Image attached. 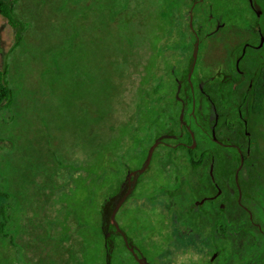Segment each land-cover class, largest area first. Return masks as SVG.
<instances>
[{
	"label": "rangeland",
	"instance_id": "1",
	"mask_svg": "<svg viewBox=\"0 0 264 264\" xmlns=\"http://www.w3.org/2000/svg\"><path fill=\"white\" fill-rule=\"evenodd\" d=\"M169 1L15 0L16 25L0 14V72L6 71L12 93L11 105L0 110V222L2 208L9 217L6 232L0 230V264H104V235L96 230L103 223L102 203L125 176L124 163L130 170L142 164L164 130L152 118L166 99L155 93L149 105L146 91L152 69L160 61L165 73L168 54L190 59L195 49L187 38L184 46L157 53L172 21L177 35L202 26L193 79L207 99L201 106L207 135L201 130L195 139L209 155L192 168L182 151L158 144L138 175L135 195L117 209L116 222L150 256L149 264H187L183 258L192 252L195 259L207 254L212 239L197 228L199 223L181 230L183 213L189 204L218 194L235 199L238 181L239 199L264 227V101L259 115L242 116L249 145L244 143L241 150L237 180L240 157L210 139L212 128L223 143L242 142V123L234 113L221 114L222 102L229 96L243 102L245 86L229 77L236 72L235 57L244 49L250 27L257 23L264 35V0H259L263 8L258 22L254 10L222 7L224 0H205L218 8L193 6L188 21V5L161 9ZM243 17L249 23L231 26ZM259 60L264 62V53ZM177 89L166 80L159 91L169 97L165 123L178 113L180 119L182 109L190 123V102L176 101L190 92L185 85ZM113 208L114 203L104 214ZM162 215L171 220L164 250L156 226ZM105 226L110 229V222ZM241 242L240 259L246 250ZM111 264L136 263L119 245Z\"/></svg>",
	"mask_w": 264,
	"mask_h": 264
},
{
	"label": "flooded vegetation",
	"instance_id": "2",
	"mask_svg": "<svg viewBox=\"0 0 264 264\" xmlns=\"http://www.w3.org/2000/svg\"><path fill=\"white\" fill-rule=\"evenodd\" d=\"M261 1V0H260ZM262 4L264 3L261 1ZM187 6L188 9V21L192 18L190 9L193 6H198V8L203 9H211V8H218L220 6H216L214 1H205V0H172L168 3L164 2L162 3L161 9L170 10L176 9L179 10L181 8H185ZM220 5L222 7H228L229 9H245L248 11L254 10L256 13V21L258 22V19L260 18L259 10L261 7V3L259 0H224L221 1ZM248 13V12H247ZM166 11L162 12V16H166ZM220 17H211L210 19L216 21L217 23L220 21ZM208 19V18H207ZM206 19V20H207ZM250 18L243 17L241 20V23L238 25H235L232 23V27L234 26H241L245 23H249ZM169 28H167V32L162 34V40L160 44L157 46L156 51L157 53L161 50L169 49L171 48H177L184 46L185 40L188 38L189 42L192 43V45L195 48V44L197 40H199L198 36L201 33L202 26L197 25L193 30H190L189 34H186L185 36L181 34L177 35L174 32V22L172 21L169 23ZM250 26V25H248ZM257 26V23H256ZM252 25L250 27V36H248V39L244 41V49L240 51V53L236 54L235 57V64L234 69L236 72H232V74L229 77V80H234V83L243 84L245 86L244 92L241 93V98L243 99L242 103H239L236 101V98L229 96L226 101L222 102V107L224 110H221V114L226 113V115L232 116V113L236 115L237 121L239 123H242L241 131L239 132V137L242 138V142L240 144H234V143H223L219 141L215 135H213V130L210 128L211 137L210 139L214 141L213 138H216L220 145H223L227 148H232L230 150L237 151L240 157L241 150L244 149V143L246 145H249V134L246 131V120L242 117L247 114L251 115H259L254 112V105H255V98L256 95V89L264 86V62L259 60L260 57H262V54L264 53V35L261 31L260 27H256ZM193 35H192V33ZM163 33V31H162ZM194 36V38H193ZM178 38L180 40L178 41ZM200 42V41H199ZM247 49L249 50V54L247 56V59L243 60V64L240 65V60L242 58L246 57ZM190 59L185 55H171L168 54V59L170 60L169 66L167 65V72H163L162 65L160 64V61L158 62L157 69H152V77L153 80L149 79L151 83L148 85L149 88H146L148 96H151L149 100V105H151V100L156 98V94H158V99L165 98V102L160 109V111L154 115L152 118V121L157 122L158 126L161 125L160 128L164 129L161 133L155 136L154 142L158 141V144L160 145H168L170 146L172 150L177 151L180 150L183 152V158L187 159L188 164L192 167V164L189 159V150H197L199 153H204L206 156L209 155L205 150H199V146L197 143L196 132L201 131L206 134L203 129V124L201 122L204 121L205 114L202 112V104L207 101L206 98L200 96L199 94V87L195 81L194 75H196V62L198 58L195 61V64L190 70L191 66V59L193 52L190 54ZM242 66V67H241ZM232 69V70H234ZM178 74V76H177ZM166 80H172L174 83H176V86H178V91H180V87L182 85H185V90H188L190 93L186 92L185 98H178L176 101L178 104H186L190 102L192 113L191 116V122L188 123L184 115L182 118L180 117L179 123L176 121V117L171 118L170 122H166L167 120L165 118V115H168L166 111L170 107L169 103V97L167 95H160L159 91L162 89L164 83ZM195 81V83L193 82ZM236 86H232V90L235 89ZM232 97L230 101L229 98ZM176 101H172L173 103ZM233 103L231 109H229L228 105H231ZM190 110V112H191ZM184 111V109L181 110V114ZM216 119L218 113L216 114ZM152 116V115H151ZM161 116L162 118L158 117ZM181 116V115H180ZM215 120V123L216 121ZM194 129H193V126ZM212 127V126H211ZM190 133L191 141L188 143V139L186 138V132ZM207 135V134H206ZM153 142V143H154ZM157 144V145H158ZM246 146V147H247ZM150 148V147H149ZM240 150V151H239ZM245 155V154H244ZM147 158V155H146ZM146 158L144 159V163L146 161ZM143 163V158L141 160ZM124 166L126 167V174L121 179L119 183V187L117 188V191L115 192V200L117 202L118 199H121V204L126 201L128 198L135 195V190L140 182L139 176L132 174L128 179H126V175L128 171L130 170V167L126 166L124 163ZM134 167L132 168V171L138 170L141 167ZM194 168V167H192ZM237 187H238V182ZM211 190L214 187V184L211 183ZM239 190V193L237 194V197L235 199L224 198L222 195H215V197L210 200L207 199H200L198 202H194L188 205V208L183 213L182 217V223L183 227L181 226V230L186 231L187 229H191L189 227L192 226L194 223H199L197 228L199 230H202V234L204 236L210 237L212 241L210 242V251L201 256L200 258H194L196 255L195 252L193 253V256L188 258H183V263L187 264H264V227L262 224L258 221H256L253 213L251 210L247 208V206L240 200V186L237 188ZM221 196V197H220ZM201 201V202H200ZM116 202L114 201V208L116 205ZM206 203V205H205ZM225 203V205H223ZM112 206L110 204L108 207ZM113 208V210H114ZM112 210V212H113ZM112 212L105 214L107 219L110 222ZM243 217V218H240ZM104 219V222L106 223V220ZM204 222L211 223L212 225L208 226V224L201 226L200 224H203ZM158 225L157 230H161L159 232V236L162 239V250L165 249L166 244H168L170 240V228H171V220L166 215H162L161 218H158L157 220ZM104 227V224L102 225ZM244 239L246 250L243 253L242 252V258H239V254L241 251V241ZM135 249L131 250L130 245H126V251L129 252L132 255V260L136 264H140L138 259L140 258L141 254L146 258L148 264L151 261L150 256H147L143 251L142 248L139 246L138 243H135ZM120 245V244H119ZM186 245V244H185ZM187 248V246H185ZM186 254V253H185ZM104 264H106V258L104 260Z\"/></svg>",
	"mask_w": 264,
	"mask_h": 264
},
{
	"label": "trees",
	"instance_id": "3",
	"mask_svg": "<svg viewBox=\"0 0 264 264\" xmlns=\"http://www.w3.org/2000/svg\"><path fill=\"white\" fill-rule=\"evenodd\" d=\"M14 3H15V0H11V1L0 0V14L4 18H6L11 24L16 25V21H15L14 15H13V5H14ZM192 35H193V33H192ZM193 38H194V36H193ZM254 98H255V101H256L255 105H254V112L256 114L261 113L262 107H263V101H264V86L256 89V95L254 96ZM11 103H12V93H11V90L9 89V87H8L7 82H6V71H3V72H0V110L3 107H9L11 105ZM139 111H140V109H139ZM155 113H156V111L153 112V115ZM183 113L184 112H182V114ZM159 118H162V117L159 116L158 119ZM172 118L174 119L173 116H172ZM176 121L179 123V113H178V115H176ZM159 127H161V125ZM186 138L188 139V143H190L191 136H190V133L188 131L186 132ZM215 145L221 147L224 150L232 149V148L224 147L223 145H220L218 143H215ZM147 153H148V150H147ZM147 153H146V155H147ZM236 154H237V156H239L237 151H236ZM189 155H190L189 156L190 162L192 164V167H194V168L200 166L202 164V162L205 160V157H206V155L204 153H199L197 150H189ZM145 158H146V156L143 158V163H144V159ZM141 166L142 165H140L138 167H141ZM139 175H141V174H139ZM120 181L121 180H119V182L116 184L115 187L111 188V191L106 196L107 199L103 201L102 206H101L100 216H101V219H102L101 222H103V223L98 224L96 230H97V232L99 234H101L102 237H103V230L108 228V227L105 226L104 219H107V217L105 216L103 211L105 210V208L107 206H109L110 204L114 203V201H116L114 199L115 198L114 194L117 191V188L119 187ZM121 206H123V203L121 204ZM1 217H2L3 221L0 222V230L2 232H6V229H7V224L6 223L8 222L9 217H8V214H7V211H6L5 208L1 209ZM107 221H109V220L107 219ZM115 222H116V218H115ZM103 224H104V227L102 226ZM118 226L122 230V232L125 233V231L123 230V228L119 224H118ZM109 231H110V234H111V260H112L113 255L115 253V249H117L119 247V244H120V246L123 247L124 250H126V244L124 242V238L122 236V233L119 232L114 227V225L112 224L111 220H110V229H109ZM142 251H143V249H142Z\"/></svg>",
	"mask_w": 264,
	"mask_h": 264
},
{
	"label": "water",
	"instance_id": "4",
	"mask_svg": "<svg viewBox=\"0 0 264 264\" xmlns=\"http://www.w3.org/2000/svg\"><path fill=\"white\" fill-rule=\"evenodd\" d=\"M198 48H199V40H197V42L195 44V49H194L193 55H192L190 70L193 67V65L195 64V61L197 58V53H198ZM182 116H183V114H181L180 117L182 118ZM213 135H214V133H213ZM213 139H214V141L219 142L216 138H213ZM157 144H158V141H155L150 146V148L148 149L147 158H146V161H145L144 165L142 166V168L135 170V171L129 170L127 175H126V179H128L132 174L139 175L145 171V169L147 168V166L150 162V159L152 157V153L154 151V148L157 146ZM240 159H241V162H240V165L236 171V180H237V176H238V171H239V169L243 163V155L241 154V152H240ZM238 187H239V184H238ZM121 202H122L121 199L117 200L116 206H115V208L112 212V215H111V222L114 225V227L119 232L122 233L125 244L130 245V249L134 250L136 247H135L133 241L125 233L122 232V230L119 228L118 224L115 222V213H116L117 209L119 208V206L121 205ZM103 235H104V243H105V249H106V264H111V234H110L109 228H106L105 230H103ZM138 261L140 264H148L146 258L142 254H141L140 258L138 259Z\"/></svg>",
	"mask_w": 264,
	"mask_h": 264
}]
</instances>
